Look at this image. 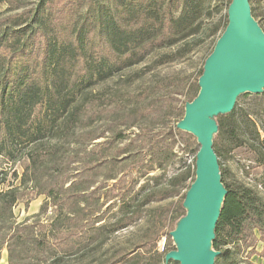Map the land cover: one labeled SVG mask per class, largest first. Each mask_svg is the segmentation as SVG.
<instances>
[{"label":"trees","instance_id":"trees-1","mask_svg":"<svg viewBox=\"0 0 264 264\" xmlns=\"http://www.w3.org/2000/svg\"><path fill=\"white\" fill-rule=\"evenodd\" d=\"M230 1L224 3V15L212 24H207L203 22L202 16L208 9V0H111L110 4H99L96 11L85 15L82 20L73 21L69 34L59 38L50 35L49 13L45 9L55 0H38L27 24L23 25L21 14L4 18L0 23V156L11 160V163L20 162L22 166L20 175L12 171L13 179H17L18 184L12 180L1 187L6 174L0 179V247L6 244L8 264H13L11 245L14 243L24 245L28 239L33 240L35 248L43 252L50 250L49 243L53 239L60 245H66L71 237L67 236L65 230L61 232L66 236L62 233L56 236L64 224L74 229V236L82 240L77 241L82 244L77 248V258H89L86 264L121 262L120 258L99 262L93 257L104 238L95 245L91 233H102L108 226L104 222L96 225L101 221L97 219V213L108 199H119L114 211L115 218L109 224V232L115 233L136 222L143 206L158 200L151 196L154 191L149 192V196L141 202L134 197L126 200L125 194H113L99 203L100 194L95 195L97 190L93 189L91 195H84L86 187L79 188L80 197L69 201L59 195L63 190V182L57 183L56 189L39 187L43 162L53 160L57 165L62 161L59 156L61 153L64 155L63 146L59 147L58 142L61 140L63 145L69 144L68 136L75 134L83 118H89L93 102L98 98L93 87L98 83L140 64L155 50L161 51L157 53L160 63L183 57L196 44L203 43L219 31L206 58L227 24ZM251 1L250 13L256 20L257 13ZM72 2L68 1L70 4ZM173 6L178 10L175 16ZM30 33L40 37V50L32 53V56ZM202 65L197 79L202 73ZM198 89V85L191 87L175 111L176 119L160 131L153 132L151 128L142 127L135 121L137 111L131 110L128 117L132 122L127 124V129H133L130 135H126L129 140L126 153L142 149L136 143L145 141L150 145V151L156 147L155 153L163 161L171 159L176 140L186 135L176 128V123L183 117L185 102L191 101ZM246 96H250L252 102L245 105L235 102L230 112L215 117L217 131L212 147L226 193L211 242L213 250L218 252L214 264H252L250 256L248 259L242 258L239 253L248 249L250 255L253 253L254 244L250 237L255 233L256 239L264 245V90L257 94L242 93L237 99ZM68 129L70 132H66ZM101 136L89 135L88 141ZM186 136L191 138L190 135ZM235 155L249 162L242 165L244 180L227 182V169L219 158L230 160ZM157 164L161 168L159 160ZM194 164L195 155L192 171L190 167H185L183 171L167 178L160 190L166 192L168 186H173L172 193H165L161 198L177 193L181 187L188 189L195 177ZM189 177L190 182L186 184ZM91 186L88 185V188ZM72 187L73 184L65 190ZM25 188L39 189L37 193L45 194L46 204L55 207V215L40 226V236L37 237L33 235V225L26 223L28 218L17 222L13 213V207ZM90 199L95 201V209H90ZM184 214L182 204L176 202L169 203L165 209L153 208L150 214L155 230L152 243L147 245L150 238L137 242L126 251V263L178 264L173 260L165 262L164 255L171 250L169 232ZM160 236L165 237V242L162 249L157 250L155 240ZM69 246L63 247L67 250L62 252L72 254L73 247ZM42 263L61 264L63 261L54 255L47 256Z\"/></svg>","mask_w":264,"mask_h":264},{"label":"rangeland","instance_id":"rangeland-1","mask_svg":"<svg viewBox=\"0 0 264 264\" xmlns=\"http://www.w3.org/2000/svg\"><path fill=\"white\" fill-rule=\"evenodd\" d=\"M37 1L2 0L0 2V23L5 17L21 14L23 15V25L27 24ZM68 1L71 0H55L54 3L45 6L49 13L50 24L48 29L50 35L59 38L69 34L73 21H80L85 15L92 14L93 11L97 10L99 4L106 2L110 4L111 2V0H72L74 2L70 4ZM227 1L208 0V9L202 16L203 22L212 24L222 17L226 12L224 3ZM251 6L257 13L256 20L264 29V0H252ZM172 10L174 16L178 14L175 6ZM218 33L203 43L196 44L183 57L160 63L157 53L161 51L155 50L140 64L128 70L124 69L107 81L98 83L93 87L98 98L93 102L92 109L88 114L90 115L89 118H83L78 129L75 130V134L68 136L69 144L63 145L61 140L58 142L59 147L63 146L64 155L61 153L59 156L62 161H59L57 165L55 161L50 159L48 162H43L39 187L56 189V184L63 182V190L59 195L60 198L69 201L80 197L79 188L86 189V187L84 195H91L93 189L97 190L95 195L100 194L99 203L113 194H125L126 200L134 197L136 201L141 202L149 196V192L154 191L151 196L158 200L143 206L140 218L136 222L115 233L109 232V224L115 218L114 211L119 205V199L112 198L106 201L97 213V217H99L97 219H101V221L96 225L104 222L108 226L102 233L97 231L91 233L94 236L95 245L104 238L102 246L95 250L93 257L97 259L96 261L104 262L111 258H120L119 264H129L126 263L127 250L131 249L137 242L148 238H150V243L148 242L147 245L150 246L152 243L155 234L150 220L152 209L155 207L165 209L171 202L182 204L186 187H181L177 193L164 196V198L161 196L165 193H172L173 186H168L166 192L160 189L165 186L170 175L183 171L185 167H190L192 171L193 157L199 146L195 137L182 131L184 134L190 135L191 138L186 135L178 138L173 147L171 159L165 161L155 153L156 147L154 146L153 150L150 151V145H147L145 141L136 143L140 148L143 147L142 149L126 153V146L129 144L126 135H130L133 129H127V124L132 122L128 116L131 110L137 111L138 116L135 121L144 128H151L153 132L160 131L163 127L171 124L176 119L175 111L178 106L186 98L191 87L197 85V73ZM39 38L36 34H29V41L32 42L31 56L32 53L35 54L40 50ZM252 100L250 96L239 97L236 103L245 105ZM141 114L146 116L143 117ZM66 132H70V129ZM89 135L102 136L93 141H88ZM162 145L164 146V144ZM127 148L129 149V146ZM239 157L235 155L230 160L219 158L223 167L227 169L225 172L227 182L234 179L244 180L242 165L249 162ZM158 160L161 162V168L157 167ZM12 171L20 175L21 163H11V160L0 156V179L6 174L5 182L1 187H5L12 180L13 183L18 184V180L13 179ZM109 177H113V179H109ZM190 179L189 177L186 180V184L190 182ZM71 184L73 187L65 190ZM88 185L92 186L88 188ZM112 188L113 191H110ZM37 191H39L37 188L23 189L21 198L13 207L17 222L27 217L26 223L33 225L34 237L40 236V226L55 215V207L50 203L46 204L45 194H38ZM89 204L90 209H95L97 206L93 199L89 200ZM62 230H65L67 236L71 237L67 244L60 245V242L53 239L49 243L50 250L44 252L35 248L33 240L28 239L24 245L14 243L13 246L9 242L8 244L11 245L13 251L12 263L43 264L42 261L47 256L58 255L63 261L61 264H86L89 258L86 260L77 258L79 255L76 253L77 248L82 246L77 241L82 240L74 236L75 230L64 224L58 229L57 237L61 235ZM250 238L251 243L254 244L253 253L250 255L248 249V252H241L239 255L242 258L250 256L249 261L252 264H264V255H262L264 245L256 239L257 233ZM170 241L169 248L174 249L175 245L171 237ZM164 242V236L158 237L155 240L156 249L161 250ZM69 245H72L74 254L68 255V253L62 252L67 250L63 247H70ZM7 256L6 244L3 243L0 247V264H8Z\"/></svg>","mask_w":264,"mask_h":264},{"label":"water","instance_id":"water-1","mask_svg":"<svg viewBox=\"0 0 264 264\" xmlns=\"http://www.w3.org/2000/svg\"><path fill=\"white\" fill-rule=\"evenodd\" d=\"M197 85V95L185 102L183 117L176 123L199 145L195 177L182 202L185 214L169 232L175 248L164 255L165 262L178 264H214L218 252L211 242L226 193L212 147L215 117L230 112L240 94L264 90V32L251 16L249 0L230 1L227 24L204 60Z\"/></svg>","mask_w":264,"mask_h":264}]
</instances>
